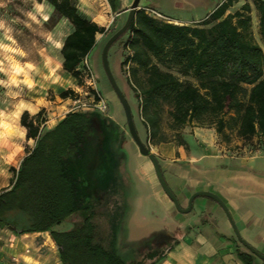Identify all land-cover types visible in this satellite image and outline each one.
Segmentation results:
<instances>
[{"label": "trees", "instance_id": "1", "mask_svg": "<svg viewBox=\"0 0 264 264\" xmlns=\"http://www.w3.org/2000/svg\"><path fill=\"white\" fill-rule=\"evenodd\" d=\"M46 1L72 27L60 54L62 68L76 75L96 45V35L109 28L82 14L76 0ZM234 1L223 0L194 25L136 11L124 34L127 53L120 68L127 65L126 80L149 140H167L161 129L164 112L174 129L213 126L225 141L226 130L243 145L264 135V45L254 38L249 3L228 12ZM108 2L116 11L115 0ZM253 3L264 43V0ZM41 116L42 110L20 115L34 145L9 186L0 189V227L18 235L49 231L62 264H155L163 254L159 242L135 257L117 250L124 212L117 173L118 150L125 141L120 127L96 108L71 110L51 128ZM176 139L180 141L179 134ZM65 221L69 229H55ZM234 246L242 264H255V255L236 238Z\"/></svg>", "mask_w": 264, "mask_h": 264}, {"label": "crops", "instance_id": "2", "mask_svg": "<svg viewBox=\"0 0 264 264\" xmlns=\"http://www.w3.org/2000/svg\"><path fill=\"white\" fill-rule=\"evenodd\" d=\"M131 1L115 0L113 11L106 0L110 24L116 20L123 24L128 11L122 9ZM222 1L141 0L139 9L151 7L169 16L171 23L194 25ZM55 124L44 122L47 128ZM137 131L144 143L147 138L146 144L181 208H187L196 192L215 194L225 204L240 236L264 254V135L254 136L252 141L257 145L235 156L227 154L226 144L213 126L185 125L177 130L180 141L149 140L144 126L143 136ZM117 173L124 208L116 240L121 255L139 256L147 246L159 242L163 254L155 264H242L234 253L236 236L224 209L212 198L198 195L189 211L177 210L160 187L151 161L138 152L132 139L125 140L118 150ZM55 229L67 230L61 229V223ZM37 234H0V264H12L14 255L21 258L19 264H57L51 253L25 255L24 248H33L38 242ZM255 257V264H264V259Z\"/></svg>", "mask_w": 264, "mask_h": 264}, {"label": "rangeland", "instance_id": "3", "mask_svg": "<svg viewBox=\"0 0 264 264\" xmlns=\"http://www.w3.org/2000/svg\"><path fill=\"white\" fill-rule=\"evenodd\" d=\"M253 1L235 0L229 10L233 12L240 9L242 4L249 3L254 38L260 45H264ZM76 4L79 11L90 20L109 28L106 34L96 35V45L88 54V75L81 70V66L76 75L62 68L60 48L72 27L65 18H58L54 14L46 0H0V189L9 186L20 160L34 145V140L26 138V129L20 123L23 111L34 115L42 110L41 117L50 126L67 112L87 109L101 98L107 106L104 114L120 127L125 140L131 139L121 104L108 82L101 62L102 47L122 25L119 23L121 21L109 23L111 10L106 0H76ZM187 15L188 10L183 12L184 17ZM124 34L110 47L108 61L118 85L127 97L136 128L143 136L142 117L126 80L129 75L127 65L125 70L120 68V62L127 53L122 47L126 38ZM61 92H67V98H62ZM161 129L167 139H174L179 134V129L171 126L166 112L163 113ZM226 134L228 141L220 138L226 144L227 154L243 155L257 145L254 142L243 145L233 132L226 130ZM145 143H148L147 138ZM69 227V222L61 223V229ZM11 233L9 229L0 227V234Z\"/></svg>", "mask_w": 264, "mask_h": 264}, {"label": "water", "instance_id": "4", "mask_svg": "<svg viewBox=\"0 0 264 264\" xmlns=\"http://www.w3.org/2000/svg\"><path fill=\"white\" fill-rule=\"evenodd\" d=\"M139 2L140 0H132L130 5L127 8L122 9V11L127 10V16L125 21L123 22V24L115 31L113 32L109 38L106 40V42L104 43L102 50H101V62H102V67L104 69L105 75L108 79V82L112 88V90L114 91L119 103L121 104L124 116H125V122H126V127L128 130V133L131 137V139L133 140V142L135 143V145L137 146L138 152L142 155V156H146L149 158V160L151 161L153 168H154V172L155 175L157 177V180L159 182L160 187L162 188L163 192L168 196V198L173 202L175 208L181 212H187L189 211L192 201L193 199L198 196V195H205L207 197L212 198L214 201H216L226 212V215L232 225L233 231L235 233L236 239L246 248L248 249L252 254H254L255 256H258L262 259H264V254H261L260 252H258L256 249H254L252 246H250L238 233L232 219L231 216L225 206V204L221 201V199L219 197H217L215 194L211 193V192H206V191H201V192H196L194 194H192L188 200V205L187 208H181L178 200L176 198V196L174 195V193L172 192V190L170 189V187L168 186L167 182L165 181V178L163 176L161 167L159 165V162L157 160V158L155 157V155L151 152V150L149 149V147H147L145 145V143L142 141V139L140 138L137 129L135 127V123H134V119H133V114L131 111V108L129 106V103L127 102V99L125 98L120 86L118 85L112 71L109 65V61H108V52L110 47L128 30V27L136 13V11L139 10ZM121 12V11H120Z\"/></svg>", "mask_w": 264, "mask_h": 264}, {"label": "built area", "instance_id": "5", "mask_svg": "<svg viewBox=\"0 0 264 264\" xmlns=\"http://www.w3.org/2000/svg\"><path fill=\"white\" fill-rule=\"evenodd\" d=\"M148 15L152 16L153 18L160 20V21H167L170 22V19L168 16L162 14L158 10L151 8V7H145L143 9ZM81 70L88 75L90 72V65H89V57L86 55L81 62ZM80 69V68H78ZM89 79H92V76H89ZM99 97V95H98ZM96 108L100 112L105 113L107 110L106 103L104 102L103 99H99L97 103L90 105L89 108L87 109H92ZM38 234L36 235V238L38 239V242L36 245L31 248V247H25L24 248V253L25 255H31V253L34 251L36 254H41L42 252L46 253H51L54 256V262L57 264H62L60 261L59 257V249L58 246L55 244L53 241L49 231H43V232H37ZM20 257L19 256H12V264H19L20 262Z\"/></svg>", "mask_w": 264, "mask_h": 264}, {"label": "bare ground", "instance_id": "6", "mask_svg": "<svg viewBox=\"0 0 264 264\" xmlns=\"http://www.w3.org/2000/svg\"><path fill=\"white\" fill-rule=\"evenodd\" d=\"M29 85V84H28Z\"/></svg>", "mask_w": 264, "mask_h": 264}]
</instances>
